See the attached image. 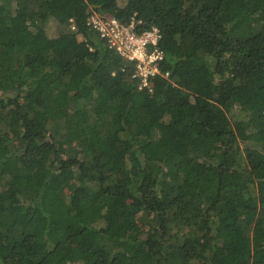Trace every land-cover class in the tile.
Returning a JSON list of instances; mask_svg holds the SVG:
<instances>
[{"label": "trees", "instance_id": "1", "mask_svg": "<svg viewBox=\"0 0 264 264\" xmlns=\"http://www.w3.org/2000/svg\"><path fill=\"white\" fill-rule=\"evenodd\" d=\"M0 264H264V0H0Z\"/></svg>", "mask_w": 264, "mask_h": 264}, {"label": "built area", "instance_id": "2", "mask_svg": "<svg viewBox=\"0 0 264 264\" xmlns=\"http://www.w3.org/2000/svg\"><path fill=\"white\" fill-rule=\"evenodd\" d=\"M88 20L111 48L127 60L136 61L135 76L141 78L140 87L147 86L151 90L150 78L159 73V61L163 58V53L157 47L161 36L159 29L153 27L139 33L135 30L134 22L123 24L111 15L92 14Z\"/></svg>", "mask_w": 264, "mask_h": 264}, {"label": "clouds", "instance_id": "3", "mask_svg": "<svg viewBox=\"0 0 264 264\" xmlns=\"http://www.w3.org/2000/svg\"><path fill=\"white\" fill-rule=\"evenodd\" d=\"M93 14H95V15H99V16H102V15H100V14H98V13H93ZM106 16H108V15H106ZM112 16V15H111Z\"/></svg>", "mask_w": 264, "mask_h": 264}, {"label": "rangeland", "instance_id": "4", "mask_svg": "<svg viewBox=\"0 0 264 264\" xmlns=\"http://www.w3.org/2000/svg\"><path fill=\"white\" fill-rule=\"evenodd\" d=\"M50 22H56L55 20H51Z\"/></svg>", "mask_w": 264, "mask_h": 264}]
</instances>
